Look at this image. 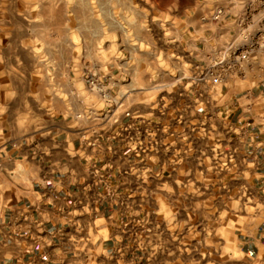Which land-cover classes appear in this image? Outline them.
I'll return each mask as SVG.
<instances>
[{"label": "crops", "instance_id": "crops-1", "mask_svg": "<svg viewBox=\"0 0 264 264\" xmlns=\"http://www.w3.org/2000/svg\"><path fill=\"white\" fill-rule=\"evenodd\" d=\"M249 1H71L86 45L0 44V264H169L171 196L204 177L256 196L263 211L227 243L264 264V60L198 81ZM156 21L179 22L178 44L156 47Z\"/></svg>", "mask_w": 264, "mask_h": 264}, {"label": "rangeland", "instance_id": "rangeland-1", "mask_svg": "<svg viewBox=\"0 0 264 264\" xmlns=\"http://www.w3.org/2000/svg\"><path fill=\"white\" fill-rule=\"evenodd\" d=\"M71 1L86 4V0H56L57 12L52 18H46L44 13L40 14L41 7L47 6L45 3L4 0L5 4L0 3V44H10L11 47L25 43L45 45L53 36V42L59 47H67L72 42L80 47L86 45V35L82 33L86 20L74 19L70 15ZM35 6L37 10H34ZM3 7L5 12L1 10ZM160 23L155 22L156 47H165V43L178 44L176 31L179 22H167L165 28ZM183 184V190L171 196L175 209L167 214L171 221H179L183 225L181 250L171 254L169 264H249L238 254L235 245L227 241L233 231L236 233L242 229L246 222L252 223L249 217L256 218L263 211L256 196L228 194L227 181L221 177L217 182L204 177ZM212 187L218 190L212 192Z\"/></svg>", "mask_w": 264, "mask_h": 264}, {"label": "built area", "instance_id": "built-area-1", "mask_svg": "<svg viewBox=\"0 0 264 264\" xmlns=\"http://www.w3.org/2000/svg\"><path fill=\"white\" fill-rule=\"evenodd\" d=\"M211 21L224 23L225 11L215 10ZM231 24V41L218 51L208 67L199 70L198 81L207 80L213 87H221L235 77L244 79L249 67L257 65L260 58L264 60V0L247 2ZM86 85L92 93L107 98L105 88L96 75H90Z\"/></svg>", "mask_w": 264, "mask_h": 264}]
</instances>
